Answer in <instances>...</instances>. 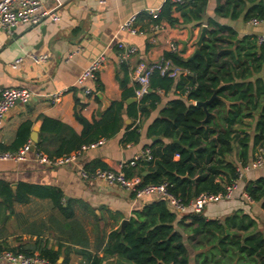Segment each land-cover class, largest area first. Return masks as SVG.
Returning a JSON list of instances; mask_svg holds the SVG:
<instances>
[{
    "label": "crops",
    "instance_id": "crops-1",
    "mask_svg": "<svg viewBox=\"0 0 264 264\" xmlns=\"http://www.w3.org/2000/svg\"><path fill=\"white\" fill-rule=\"evenodd\" d=\"M43 1L46 9L60 15L59 21L48 18L38 25L20 23L10 31L0 28V91L12 86H26L34 91L31 101L17 103L6 112L0 125V150L13 148L18 129L25 121L32 123L31 131L38 128L39 139L45 116L81 133L83 126L76 117L78 110L93 122L115 101L122 100L124 88L117 80L118 73L123 76L117 56L120 41L138 47V54L125 63L131 70L140 60L149 64L159 61L172 50L173 44L183 57L193 55L202 30L199 26H172L166 21L160 28L153 29L148 22L149 11L162 8L167 0H107L104 4L99 0ZM226 3V0H208L205 19L212 18L232 27L237 31L238 39L248 34L264 33V27L249 25L243 16L238 19L221 16L217 7ZM134 13L138 15L143 31L137 35L120 27ZM173 15L182 20L179 11H174ZM29 53H45L49 58L37 64L26 57ZM100 54H105L108 62L100 71L97 82H87L93 89V93L87 96L76 81ZM22 56L21 63H14ZM133 86L130 81L128 87ZM63 90L61 101L53 103L51 95ZM158 92L161 101L148 118L141 116L137 130V120L128 115V105L133 103L129 100L134 96L126 99L122 128L113 136L97 140L101 143L92 144L80 158V164L112 169L120 163L129 165L145 147L158 140L159 137L154 140L157 136H150L149 126L160 115L161 109L178 96L175 90ZM135 130L139 134L137 139L133 138ZM62 138V135L57 140L50 138L47 148L54 152ZM29 156L27 161H0V181L12 185L16 193L19 190L20 196L28 197L27 200H16L12 206H7L0 197L2 247L30 251L35 245L42 244L60 252L59 264H93L95 256H104V246L111 232L120 228L124 219H130L134 210L158 197L156 194L146 195L136 200L117 185L83 179L74 164L51 166L36 162L33 154ZM230 158L236 160L237 152H233ZM126 169L138 176L142 165H129ZM260 176H264V167L248 170L234 197L209 204L205 215L224 221L241 211L255 221L250 230L264 233L261 202L245 196L246 184ZM55 191L62 193L64 202L61 208L50 196ZM62 208H68L67 213ZM102 264L121 263L116 258H106Z\"/></svg>",
    "mask_w": 264,
    "mask_h": 264
},
{
    "label": "trees",
    "instance_id": "trees-1",
    "mask_svg": "<svg viewBox=\"0 0 264 264\" xmlns=\"http://www.w3.org/2000/svg\"><path fill=\"white\" fill-rule=\"evenodd\" d=\"M226 1V5L217 7L221 16L233 19L243 16L247 22L264 17V0ZM207 5L208 0H186L178 5L167 0L158 18L148 16L150 25L166 21L172 26L202 28L206 24L207 34L201 52L194 58L192 55L183 57L177 51L165 53L164 57L187 72L171 77L154 71L150 77V92L142 101L128 105L130 117L135 120L141 116L148 118L161 101L158 91L177 92L178 96L161 109L149 126L150 136L159 137L147 146L154 159L140 161L136 166L142 165L138 177L149 171L143 184L166 182L169 191L184 201L202 192H223L226 185L238 177V167L252 163L260 150H264V41L260 43L257 34H248L236 43L239 38L236 30L212 18L205 19ZM174 11L180 12L181 21L173 15ZM121 66L123 76L118 73L117 80L124 88L122 100L115 101L93 122L78 110L76 117L83 126L81 133L45 116L38 148L50 157H57L119 132L124 121V101L135 97L136 88V84L128 87L130 70L125 63ZM217 88L218 95L224 99H214L208 105L211 114L203 122L206 112L195 102L208 100ZM139 123H135L136 130ZM31 128L30 121L23 122L13 148L2 150H17L27 143L31 139ZM136 130L133 131L134 139L139 137ZM61 135L57 150L51 152L47 148L48 141L50 138L57 140ZM250 148L254 151L252 156ZM233 152H237L236 160L230 158ZM86 168L109 169L103 165ZM125 172L133 177L126 168ZM186 175L197 177L196 181ZM245 191L254 201L261 202L264 210V176L250 180ZM19 193L12 185L0 181V197L7 206H12L16 200L28 199ZM50 196L61 208L62 193L55 191ZM67 210L62 208L65 213ZM254 223L253 218L241 211L224 221L208 218L204 212L178 215L168 200L158 196L133 211L125 233L120 228L111 232L104 246V256H95L93 264L117 257L133 264H264V233L250 230ZM227 229L231 233H227ZM11 250L25 254L38 252L59 264L60 252L47 245H35L30 251Z\"/></svg>",
    "mask_w": 264,
    "mask_h": 264
},
{
    "label": "built area",
    "instance_id": "built-area-1",
    "mask_svg": "<svg viewBox=\"0 0 264 264\" xmlns=\"http://www.w3.org/2000/svg\"><path fill=\"white\" fill-rule=\"evenodd\" d=\"M107 0H99L101 4L106 3ZM176 5L182 4L185 0H170ZM161 13V8H152L149 11V16L152 18H158ZM52 19L53 21H59L60 15L45 8L43 0H0V28L10 31L13 27L20 23H28L31 25H38L46 19ZM249 25L253 27H264L263 18H252L248 21ZM153 29H158L161 24H151ZM121 30H124L132 35L142 33L140 29L138 15L132 14L125 22L121 24ZM258 41L261 43L264 41V33L258 35ZM178 47L173 44L171 51H177ZM138 54V47L128 41H120L118 43L117 56L119 63H128L129 60ZM37 64L44 63L48 60L49 56L45 53H29L26 55ZM24 60V57L17 58L14 63L18 64ZM108 58L105 54L97 56L87 68L84 69L80 77L76 81L78 87L83 88V94L90 95L93 93L91 86L87 85L88 81L97 82L100 71L106 66ZM158 70L161 75H168L171 77H177L181 72H187L184 69L176 65L172 59L162 57L159 61L149 64L144 60H140L139 63L133 66L129 72L132 83L136 84L135 97L137 101H142L146 94L150 92V77L154 71ZM65 91H57L51 95V101L58 103L61 101ZM34 91L26 86H12L6 87L0 91V125L3 124L6 112L11 109L18 102L28 103L32 100ZM140 119H137V123ZM101 141H97L92 144H98ZM33 144L32 139L22 145L17 150H0V161H14L21 162L27 161L29 155L33 154V159L41 164H47L51 166H64L74 164L78 168L80 176L87 180H102L111 185H117L126 191L130 192L137 200L146 195H158L161 198L168 200V203L172 210L178 215L199 214L205 211L209 204L221 201L224 199H232L235 192L240 187V182L244 178L245 173L253 168L264 167V150L261 149L257 154L255 160L245 166H239L237 169L238 177L230 184L226 185L223 192L211 193L202 192L195 196L190 201H184L182 198L175 196L169 191L168 183H141L140 177L133 176L128 177L125 168L126 166L137 165L140 161H151L154 159L150 147H145L129 165L120 163L117 168L102 169L97 168L95 170L87 169L86 166L80 164L79 160L84 155L85 151L92 146V144L82 145L79 149L72 151L71 153L50 157L45 151L38 148L33 150L31 148ZM179 156V154H177ZM245 196L248 199H252L247 193ZM253 200V199H252ZM0 264H54L49 259L41 256L38 252L34 254H25L21 252H15L11 249L0 247Z\"/></svg>",
    "mask_w": 264,
    "mask_h": 264
},
{
    "label": "water",
    "instance_id": "water-1",
    "mask_svg": "<svg viewBox=\"0 0 264 264\" xmlns=\"http://www.w3.org/2000/svg\"><path fill=\"white\" fill-rule=\"evenodd\" d=\"M207 25L206 24H204L203 25V27H202V30H201V34H200V36H199V38H198V40H197V48H196V50H195V52L193 53V55H192V57L191 58H194L197 54H199L200 52H201V48H202V46H203V43H204V39H205V37H206V34H207ZM239 40L240 39H237L236 40V43H238L239 42ZM224 99L223 97H221L220 95H218V88L217 89H215V91H214V94L208 99V100H206V101H196L195 102V104L196 105H199V106H202L203 108H204V110H205V112H206V118L204 119V121L203 122H205L207 119H208V117H209V115L211 114V112L209 111V109H208V105L214 100V99ZM129 101H137V99H136V97H132ZM18 103H20V102H18ZM156 138H158V137H154V140L156 139ZM31 139H32V141H33V144H32V146H31V148L34 150L35 148H36V145H37V143H38V141H39V137H38V128L37 127H34L33 128V130L31 131ZM176 142H179V140H175ZM149 174V171H147V172H144V173H142V176L140 177V180H141V183H143L144 181H145V177L147 176ZM186 177H188V178H190L188 175H186ZM196 178L197 177H195V178H190L193 182H195L196 181ZM129 222V219H124L123 221H122V223H121V227H120V229H121V231L123 232V233H125V227H126V225H127V223ZM227 233H230V231L229 230H227ZM116 261L118 262V263H121V264H133V263H131V262H128V261H125V260H123V259H121V258H116Z\"/></svg>",
    "mask_w": 264,
    "mask_h": 264
},
{
    "label": "rangeland",
    "instance_id": "rangeland-1",
    "mask_svg": "<svg viewBox=\"0 0 264 264\" xmlns=\"http://www.w3.org/2000/svg\"><path fill=\"white\" fill-rule=\"evenodd\" d=\"M243 127H246V124L243 125ZM241 130V129H240ZM254 154V151L252 148H250V156H252ZM215 203V202H214ZM121 227V226H120Z\"/></svg>",
    "mask_w": 264,
    "mask_h": 264
}]
</instances>
